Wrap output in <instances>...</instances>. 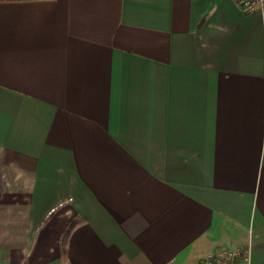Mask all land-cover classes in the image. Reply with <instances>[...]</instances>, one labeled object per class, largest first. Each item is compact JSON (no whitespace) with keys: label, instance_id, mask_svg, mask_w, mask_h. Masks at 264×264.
<instances>
[{"label":"crops","instance_id":"obj_1","mask_svg":"<svg viewBox=\"0 0 264 264\" xmlns=\"http://www.w3.org/2000/svg\"><path fill=\"white\" fill-rule=\"evenodd\" d=\"M264 264V10L0 0V264Z\"/></svg>","mask_w":264,"mask_h":264},{"label":"built area","instance_id":"obj_2","mask_svg":"<svg viewBox=\"0 0 264 264\" xmlns=\"http://www.w3.org/2000/svg\"><path fill=\"white\" fill-rule=\"evenodd\" d=\"M246 11L264 10V0H237ZM196 264H250L249 248L235 247L207 252Z\"/></svg>","mask_w":264,"mask_h":264}]
</instances>
